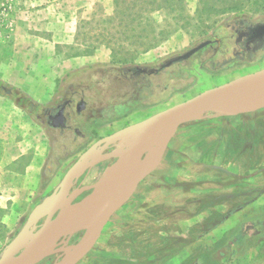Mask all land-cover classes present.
<instances>
[{
    "label": "rangeland",
    "instance_id": "rangeland-1",
    "mask_svg": "<svg viewBox=\"0 0 264 264\" xmlns=\"http://www.w3.org/2000/svg\"><path fill=\"white\" fill-rule=\"evenodd\" d=\"M74 6L72 29L47 31L34 28L28 24L27 17L14 14L8 1L0 0V80L19 88L42 106H53L68 89L90 83L94 86L90 95L101 97L104 92L112 101L118 100L132 91L124 77L134 76L129 69L139 66L150 72L139 75V109L135 116L140 122L208 88L264 68V56L256 57L253 63L233 61L234 52L242 46L234 31L246 23L264 19V0H75ZM226 37L231 38L233 50L224 44L215 60L212 48L206 47L187 62L174 64L159 75L151 73L202 42ZM150 39L154 40L152 46ZM59 66L65 70L63 75L49 78L48 72ZM7 91L5 88L4 92ZM161 92L165 96L160 99L157 95ZM0 107L10 111V122L15 124V133L20 138L24 135L32 138V151L41 156L49 154L44 170L48 172L50 168L51 175H57L49 184L45 183L46 176L37 182L17 183L24 190L9 192L14 196L10 199L0 197L1 258L18 243L22 234L27 235L25 241L37 236L48 213L38 220H32L33 214L48 197L53 198L54 204L66 173L81 155L91 152L104 156L118 150L117 135L139 122L127 125L129 120H117L95 125L94 121H86L82 124L85 131L91 132L89 128L96 126L90 142H82L79 147L69 145L66 149L63 139L54 148L56 132L46 127L37 113L31 114L3 95H0ZM237 113L212 110L199 113L188 122L226 119L236 117ZM244 118L248 120V130L256 129L259 134L264 131L261 127L264 109L259 108L256 114ZM234 132L226 127L227 143L220 145L223 149L218 147L214 159L204 158L206 152L196 148L178 155L182 149L180 143H173L163 164L112 215L92 250L77 264H163L168 257L174 258L170 264H264V202L256 205L254 215L246 212L247 207L237 211L238 215L242 214L240 217L231 215L248 200L243 197L245 192L241 193L245 185L239 179L243 171L249 170V163L247 154L234 151L238 139ZM198 139L199 136L193 138L195 143ZM263 147L256 143L257 158L252 161L255 170L251 172L261 187L264 186ZM67 155L69 160L60 162ZM119 159L115 157L108 167L105 160L90 159L94 166L75 174L68 193L65 192L64 203L78 202L96 190L106 167L112 169ZM215 167H218L213 170L215 174L207 176L206 171ZM178 192H186V202L201 198V202L208 203L207 207L195 206L189 210L175 206L173 202L180 198ZM3 194L8 192H0ZM221 200L228 205L222 207V217L233 216L223 228L233 225L235 229L226 232L222 229L218 234L202 237L215 225L213 221L204 222L210 216L211 203ZM241 231L243 237L237 240ZM83 241L84 231L69 233L58 241L56 248H69ZM74 253L57 252L39 264H55Z\"/></svg>",
    "mask_w": 264,
    "mask_h": 264
},
{
    "label": "water",
    "instance_id": "water-1",
    "mask_svg": "<svg viewBox=\"0 0 264 264\" xmlns=\"http://www.w3.org/2000/svg\"><path fill=\"white\" fill-rule=\"evenodd\" d=\"M208 43L209 41L202 42L170 59L162 68L189 59ZM263 91L264 68L208 88L150 116L139 123L141 128L139 140L132 150L118 149L104 156H97L91 152L84 153L66 173L54 205L37 236L29 241L17 243L5 251L0 258V264H39L61 251H75L76 254L55 264H77L94 247L112 215L129 200L139 184L161 164L169 142L181 125L199 113L216 110L217 107L244 100ZM259 108H264V103L255 108L241 109L239 112ZM130 132L126 129L120 133L129 135ZM120 136L117 135L118 138ZM115 157L125 159L122 178L116 184L106 188L97 187L78 202L63 203L69 183L87 160L92 158L108 160ZM78 231H84L83 242L65 249L56 248L61 238Z\"/></svg>",
    "mask_w": 264,
    "mask_h": 264
},
{
    "label": "crops",
    "instance_id": "crops-1",
    "mask_svg": "<svg viewBox=\"0 0 264 264\" xmlns=\"http://www.w3.org/2000/svg\"><path fill=\"white\" fill-rule=\"evenodd\" d=\"M6 1H8L9 4L11 5V9H13L14 14L18 13L22 16L27 17L28 24L33 25L34 28H39L47 31H54L56 28H61V30L65 28H67V30L73 28L74 10H76V7L74 6L75 0H6ZM69 12H71V14H69ZM68 16L71 17L68 18ZM63 72H65V70H63L62 67L59 66V68L55 69L54 71H49L47 75L49 76V78L50 77L59 78L63 75ZM28 93L32 94L33 92L29 91ZM243 108L240 107V110ZM238 109L225 108V109H219L217 111L225 112V113H236L240 111ZM257 111L258 109L248 112H239V114L238 113L236 114V117L231 116V118H226V119L208 118L202 122L195 124L186 122L177 129L176 133L172 137L160 165L163 164L167 156L171 153L170 151L173 146V143H175L176 141L178 144L180 143V146L182 148L180 151H178V155H182V154L185 155L189 153L186 150L188 149L194 150L196 148L202 150V152L204 153L205 152L209 153L208 155H206L205 153V155L203 156L204 158L214 159L215 155H217L216 151L219 150L218 147H220V145L222 146L223 144L227 143L228 138L225 133L226 127L233 128L235 130L234 135L238 138L237 142L235 143L234 151H237L239 154L242 153H245V155L247 154L246 159H248L249 170L245 172L243 171V173L241 174L242 177L239 179V183L241 185H245L241 188L243 190L240 191L241 193L245 192L242 193L243 197H245V199L248 200L245 201L244 204H241V206H239L238 209L235 210V212L233 211L231 215L234 214L233 215L234 218L240 217V215L242 214L238 215L237 211L244 210L246 207L248 208L246 209V212L250 211L251 215L256 214V212H254V209L256 210V205L260 206V204L264 202V186L262 187L258 186L257 182L255 181L256 175L251 172L255 170L253 169L255 162L253 159L257 158L256 156L257 152L255 150L256 143L260 142V144L264 146V131H262V133L259 134L256 133V129L248 130L246 126V124L248 125L247 123L248 120L245 119L244 117L250 114H256ZM10 118H11L10 111L8 109L5 110V108L3 110V108L0 107V192H8L7 195L3 194L0 195V197L3 198L6 197L7 199L14 197L12 196V193L10 194L9 192H17V190L18 191L24 190L23 187L19 186L20 183H24L26 181H30V182L41 181L46 176L47 181H45V183L49 184L54 179V176L55 177L57 176L56 173L54 176L50 175L49 177L50 179L48 180V176H47L48 172H45L44 165H45L46 157H49V154L48 156H41L38 152H36V150L32 151L31 148L32 138L29 139L30 138L29 136H27L26 138L25 135L20 138L15 133L16 131L15 124L10 122ZM145 120L146 119H143L139 123L144 122ZM10 124H12L13 126H10ZM261 127H264V122H262ZM133 129L138 130V134L135 135L136 137L134 136V134L131 135ZM130 131L131 132L129 135H126L125 133L121 134L117 143L118 149L120 148L119 144H124L121 145L122 146L121 149L126 150L137 142L139 137V125H134L130 129ZM197 136H199L198 143L200 144L195 143V141L193 140V138ZM17 137H19V139H17ZM134 138L136 141H134ZM193 144H196L195 147H193ZM221 149H223V147ZM69 157L70 155H67L66 158L63 160L61 159L60 162L63 163L64 160L66 161L69 160ZM242 158L244 157L242 156ZM93 164L94 163L92 162V160L86 161L81 166L79 171L82 170L83 168L94 166ZM160 165L158 166V168L160 167ZM214 169H218V167L209 169L208 170L209 172L206 171L207 176L210 174H215V172L213 171ZM52 172L53 171H51V173ZM17 183L19 184L17 185ZM179 183L181 182H178V184ZM180 185L181 184H179V186ZM182 186H186V185L182 184ZM177 195H179L180 198H176L175 201L173 202L175 206L185 207V208L187 207L189 208V210L195 206L207 207L208 203L201 202L200 201L201 198L199 199L195 198V200L197 199L196 201L186 202L187 201V198L185 196L186 192L184 194L178 192ZM182 196L185 197L182 198ZM202 199H206L205 196H203ZM53 201H54L53 198L48 197V199H46L44 203H42L35 211L32 220H38L44 217L47 213H49V211L54 205ZM169 201L171 200L168 199V203ZM169 204L172 205V203ZM211 206L212 209L209 210V214H208L210 216L205 218L204 222L213 221L215 222V225H213L210 229H208L207 233L203 234L202 237H207L208 235H213L216 233L218 234L220 231H223L222 229H225L224 232L234 230L235 226L233 225L231 227L229 226V228H223L224 226L227 225V223H230L233 219V216L231 217V215L230 217L229 215L222 217L223 215L222 207L228 205H226V203H224L221 200V201H216L215 203L214 202L211 203ZM245 216L246 215L243 214V217ZM173 259L174 258L172 257H168L167 260L163 262V264H170L172 263ZM145 264H148V262H145ZM150 264H154V262H151Z\"/></svg>",
    "mask_w": 264,
    "mask_h": 264
},
{
    "label": "flooded vegetation",
    "instance_id": "flooded-vegetation-1",
    "mask_svg": "<svg viewBox=\"0 0 264 264\" xmlns=\"http://www.w3.org/2000/svg\"><path fill=\"white\" fill-rule=\"evenodd\" d=\"M234 37H237L238 42L242 44L241 48L238 49L237 52H234V55H236L233 58L234 62L253 63L257 60L256 57L264 56V19L244 24L234 31ZM230 40V37L215 38V40L209 39L207 40L209 43L204 48H212V58L215 60L221 53L224 44L227 45L228 50H233V43H231ZM189 59L174 62L164 68L161 66L151 73L159 75L168 67L177 63L187 62ZM129 71L132 72L134 76H126L124 80L133 87L132 91L122 94L118 100L112 101V98L106 97L104 92L101 97L90 95V90L94 87L93 83H90L88 86L78 84V86L68 89L66 95L60 97V100L56 102L55 105L43 106L40 108L37 113L38 118L43 121L46 127L56 132L57 137L53 145L54 148L57 147V142L63 139L66 140L63 143L66 149H68L69 145L72 147H79L82 142H90L91 138H93L92 134L94 135L96 133L95 125H103L105 123L112 124L117 120H121V122H127L129 120L130 123L127 125L139 122V118L136 119L135 116V113L139 109V75L150 72L145 68H139V66L132 67ZM29 112L35 114L32 111ZM86 121L92 123L94 121L97 123L89 128L91 132L90 130L85 131L82 128V124ZM112 127L113 126L110 128ZM67 142H69V144H67ZM113 160L114 158H110L105 160L104 163L107 162V166L108 164L114 163ZM242 237L243 231L238 235L237 240Z\"/></svg>",
    "mask_w": 264,
    "mask_h": 264
},
{
    "label": "bare ground",
    "instance_id": "bare-ground-1",
    "mask_svg": "<svg viewBox=\"0 0 264 264\" xmlns=\"http://www.w3.org/2000/svg\"><path fill=\"white\" fill-rule=\"evenodd\" d=\"M261 103H264V91L261 94L248 97V98H246L244 100L232 102V103L225 104L223 106L217 107L216 110L225 109V108H227V109H229V108L238 109V107H239L238 110H240V107L241 108H243V107L255 108V107L259 106ZM134 129L132 131L134 133H131V135L134 134V136H135V135L138 134V130L136 129L137 130L136 131ZM140 132H141V128L139 127V133ZM131 140H133V139H131ZM138 140H139V137H138ZM138 140H137L136 143H134L130 148H128L126 150H132L135 147V145L138 143ZM134 141H136L135 138H134ZM119 145H120L119 149H121V147H122L121 145H124V144H119ZM124 162H125L124 157H121L118 161L115 162L114 167L112 169L106 168L105 169V174L103 175L101 181L98 183L97 186L99 188H106V187H109V186H112V185L116 184L122 178ZM109 166H111V165H109ZM63 203H64V198H63ZM25 240H27V235L22 234V236L18 240V243H22Z\"/></svg>",
    "mask_w": 264,
    "mask_h": 264
},
{
    "label": "trees",
    "instance_id": "trees-1",
    "mask_svg": "<svg viewBox=\"0 0 264 264\" xmlns=\"http://www.w3.org/2000/svg\"><path fill=\"white\" fill-rule=\"evenodd\" d=\"M159 35H163V32H160ZM149 41H150L149 42L150 45L152 46V44L154 43L153 42L154 40L150 39ZM147 49H149V48H147ZM5 88L8 89L7 92H4ZM0 95L7 96V97L11 98L17 105L21 106L25 110L32 111L34 113H38L40 108L43 107L37 101H35L33 98H31L29 95H27L25 92H23L19 88L12 86V85H8L5 82H3L2 80H0ZM157 96L161 99L165 96V93L161 92ZM50 172H51V170L49 168L48 173H47L48 178L51 175Z\"/></svg>",
    "mask_w": 264,
    "mask_h": 264
}]
</instances>
